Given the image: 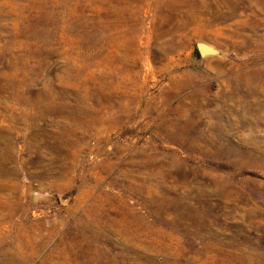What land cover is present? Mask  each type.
Wrapping results in <instances>:
<instances>
[{"label":"rangeland","instance_id":"obj_1","mask_svg":"<svg viewBox=\"0 0 264 264\" xmlns=\"http://www.w3.org/2000/svg\"><path fill=\"white\" fill-rule=\"evenodd\" d=\"M0 264H264V0H0Z\"/></svg>","mask_w":264,"mask_h":264},{"label":"water","instance_id":"obj_2","mask_svg":"<svg viewBox=\"0 0 264 264\" xmlns=\"http://www.w3.org/2000/svg\"><path fill=\"white\" fill-rule=\"evenodd\" d=\"M195 49L201 58L209 57V56H223V52L217 49L215 46L206 43L204 41H196Z\"/></svg>","mask_w":264,"mask_h":264}]
</instances>
